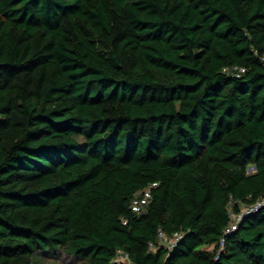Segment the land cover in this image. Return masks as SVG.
Segmentation results:
<instances>
[{
    "label": "trees",
    "instance_id": "1",
    "mask_svg": "<svg viewBox=\"0 0 264 264\" xmlns=\"http://www.w3.org/2000/svg\"><path fill=\"white\" fill-rule=\"evenodd\" d=\"M262 200L264 0H0V264H264Z\"/></svg>",
    "mask_w": 264,
    "mask_h": 264
},
{
    "label": "built area",
    "instance_id": "2",
    "mask_svg": "<svg viewBox=\"0 0 264 264\" xmlns=\"http://www.w3.org/2000/svg\"><path fill=\"white\" fill-rule=\"evenodd\" d=\"M225 70L232 72L236 76V75H240L243 72H245L246 69L244 67L236 66V67H232V68H226ZM156 184L157 183H153L151 186L145 188L141 192L140 195L136 196L133 199V201L131 203V209H132L133 212H135L137 214H140L146 209V207L149 204V201L151 199V196H152L151 189H152L153 186H156ZM263 204H264V200L257 202L255 206L245 207V209L242 210V211L244 213L255 211L256 208H258L259 206H261ZM233 215H235V214H233ZM235 216H237V215H235ZM237 217H238V219L233 217L235 221H238L241 216L239 215ZM234 229H236V224H232L226 230V232H230V231H232ZM180 236H181L180 234L175 233L172 237H169L163 231H160L159 232V241H160V243H162L164 245H168L169 247H171V246H173L176 243V241L180 238ZM150 245H151V247H154V245L152 243ZM127 258H128L127 254L119 253V256L116 258V260H121V259H125L126 260Z\"/></svg>",
    "mask_w": 264,
    "mask_h": 264
},
{
    "label": "rangeland",
    "instance_id": "3",
    "mask_svg": "<svg viewBox=\"0 0 264 264\" xmlns=\"http://www.w3.org/2000/svg\"><path fill=\"white\" fill-rule=\"evenodd\" d=\"M245 207H246V206L243 207V210L245 209ZM232 216L235 217L236 219H238L237 216H235V215H233V214H232ZM211 248H212V247H210V249H211ZM50 262H51V261H50ZM50 262H45V264H49ZM51 263L55 264L53 261H52ZM59 264H74V260H72V259H64L63 261L59 262Z\"/></svg>",
    "mask_w": 264,
    "mask_h": 264
}]
</instances>
